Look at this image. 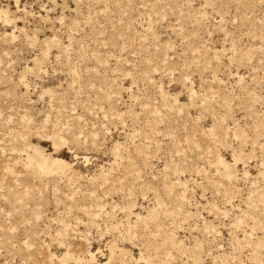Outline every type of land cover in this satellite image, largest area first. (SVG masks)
Masks as SVG:
<instances>
[{"label": "rangeland", "instance_id": "rangeland-1", "mask_svg": "<svg viewBox=\"0 0 264 264\" xmlns=\"http://www.w3.org/2000/svg\"><path fill=\"white\" fill-rule=\"evenodd\" d=\"M0 264H264V0H0Z\"/></svg>", "mask_w": 264, "mask_h": 264}]
</instances>
